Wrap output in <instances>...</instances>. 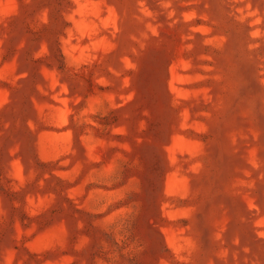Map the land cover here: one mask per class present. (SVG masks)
Here are the masks:
<instances>
[{"label": "rangeland", "instance_id": "rangeland-1", "mask_svg": "<svg viewBox=\"0 0 264 264\" xmlns=\"http://www.w3.org/2000/svg\"><path fill=\"white\" fill-rule=\"evenodd\" d=\"M0 264H264V0H0Z\"/></svg>", "mask_w": 264, "mask_h": 264}]
</instances>
